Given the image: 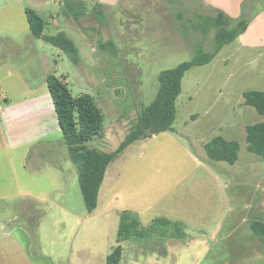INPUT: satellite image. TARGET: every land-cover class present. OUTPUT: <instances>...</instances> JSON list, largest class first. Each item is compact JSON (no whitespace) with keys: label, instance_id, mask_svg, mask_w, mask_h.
Here are the masks:
<instances>
[{"label":"rangeland","instance_id":"374dc122","mask_svg":"<svg viewBox=\"0 0 264 264\" xmlns=\"http://www.w3.org/2000/svg\"><path fill=\"white\" fill-rule=\"evenodd\" d=\"M61 1L17 2L0 14V28L25 38L30 8L45 21L44 34L65 31L75 41L78 63L44 40L39 44L73 95L90 94L103 110V131L86 143L90 148L117 149L156 97L161 71L191 60L199 45L213 49L214 30L204 34L193 25L198 14L215 12L198 0H116L107 8L84 0L73 10ZM244 10L246 32L210 64L185 74L173 129L133 142L109 165L92 213L80 184L70 196L0 199V264H106L125 210L145 228L160 217L178 221L182 236L174 224H157L146 237L121 243L120 264H264V241L250 227L264 221V159L246 141V126L264 115L239 102L245 91L264 90V56L245 44L263 34L264 0H247ZM108 39L116 52L100 47ZM218 135L240 143L235 164L208 157L204 145Z\"/></svg>","mask_w":264,"mask_h":264},{"label":"trees","instance_id":"16d2710c","mask_svg":"<svg viewBox=\"0 0 264 264\" xmlns=\"http://www.w3.org/2000/svg\"><path fill=\"white\" fill-rule=\"evenodd\" d=\"M102 7L101 5H98ZM76 9L77 5H69ZM75 17L84 11H73ZM100 17L105 16L101 9L97 11ZM32 34L66 52L73 62L80 61L79 49L75 41L65 31L55 35L44 34L46 23L33 9H26ZM198 21L193 27L204 34L214 30L213 49L205 51L201 45L197 47L196 55L191 59L179 63L177 66L162 70L159 74V90L156 97L137 114V119L117 149L103 151L90 148L86 143L101 135L104 127V113L90 94L74 96L64 77L51 73L47 76V85L52 94L64 141L69 149V156L77 166L79 184L88 213H92L98 206L99 191L109 165L124 152L133 142L147 139L159 133L172 130L177 117V99L182 92L183 78L194 66L210 63L219 51L228 43L234 41L248 28L247 20L241 18L234 23L231 16L222 10L212 15H197ZM183 27V24L180 25ZM104 50L116 52L115 43L108 39L100 42ZM244 103L253 106L264 115V90H248L243 94ZM246 141L250 152L260 155L264 159V121L246 126ZM209 158L235 164L239 158L240 143L234 139H227L222 135L215 136L205 145ZM174 224L181 232V223L166 217L153 221L149 228L142 226L139 217L128 210L121 212L117 234V245L108 254L106 264H120L123 259L124 247L122 242L144 238L149 235L150 228L157 224ZM252 231L264 241V221L255 220L250 224Z\"/></svg>","mask_w":264,"mask_h":264},{"label":"crops","instance_id":"0c3cea01","mask_svg":"<svg viewBox=\"0 0 264 264\" xmlns=\"http://www.w3.org/2000/svg\"><path fill=\"white\" fill-rule=\"evenodd\" d=\"M23 1L0 0V14ZM27 1L31 4L49 2ZM115 1L101 0L98 5L107 8L115 6L118 3ZM198 1L206 9L215 12L211 14L222 10L235 23L243 18L247 0ZM60 4L69 8L71 4L83 6L85 2L65 0ZM69 14L71 15L67 12ZM261 32L263 34H260L259 42L245 44L248 48H258L264 56V30ZM18 36L17 38V35L0 28V199L12 201L22 195L34 199H48L51 194L70 196L74 190L78 192L79 174L69 156L54 100L47 85V76L56 69L50 66V60L40 48L42 44L39 41L43 39L35 37L32 32L25 38ZM244 45L242 46L245 47ZM229 62L230 57L223 59L225 66ZM262 63L264 64V60ZM61 77L68 83L65 75ZM239 102L246 105L244 99ZM259 185L260 192L264 194V177ZM4 210H8V205ZM263 213L264 201L259 202V214Z\"/></svg>","mask_w":264,"mask_h":264},{"label":"built area","instance_id":"2783aa9c","mask_svg":"<svg viewBox=\"0 0 264 264\" xmlns=\"http://www.w3.org/2000/svg\"><path fill=\"white\" fill-rule=\"evenodd\" d=\"M2 109V105H0V110Z\"/></svg>","mask_w":264,"mask_h":264}]
</instances>
